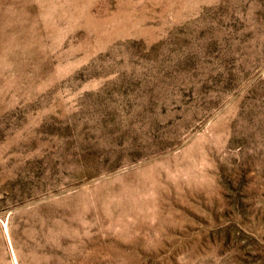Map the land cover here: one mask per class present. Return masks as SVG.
Returning a JSON list of instances; mask_svg holds the SVG:
<instances>
[{
    "label": "rangeland",
    "instance_id": "1",
    "mask_svg": "<svg viewBox=\"0 0 264 264\" xmlns=\"http://www.w3.org/2000/svg\"><path fill=\"white\" fill-rule=\"evenodd\" d=\"M0 264H264V0H0Z\"/></svg>",
    "mask_w": 264,
    "mask_h": 264
}]
</instances>
